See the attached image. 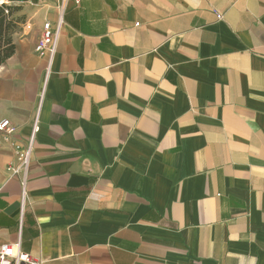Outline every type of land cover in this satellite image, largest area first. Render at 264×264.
<instances>
[{
    "label": "crops",
    "instance_id": "obj_1",
    "mask_svg": "<svg viewBox=\"0 0 264 264\" xmlns=\"http://www.w3.org/2000/svg\"><path fill=\"white\" fill-rule=\"evenodd\" d=\"M75 1L49 71L36 46L56 0L9 2L24 20L0 123L21 143L40 131L23 212L0 134V246L43 264H264V0Z\"/></svg>",
    "mask_w": 264,
    "mask_h": 264
},
{
    "label": "built area",
    "instance_id": "obj_2",
    "mask_svg": "<svg viewBox=\"0 0 264 264\" xmlns=\"http://www.w3.org/2000/svg\"><path fill=\"white\" fill-rule=\"evenodd\" d=\"M7 1V0H6ZM71 0H56L57 20L53 25L51 22H46L40 36L39 43L36 46V52L41 57H46L48 60L47 70L49 71L57 53L58 43L61 35V28L64 24V17ZM4 0L0 1V4ZM8 2V1H7ZM79 4V0L75 1ZM221 20L222 17L218 16ZM40 131L39 117H36L30 138L25 142L13 140L16 127L8 120L0 123V134L6 140L13 141V147L16 154V162L7 166V172L13 177H19L22 187L21 210H24V204L27 193V182L31 169L32 156L34 153V144L36 137ZM1 149V145H0ZM20 228H22V218L20 219ZM0 264H43L40 259L32 257L30 254L22 251L21 243L4 244L0 246Z\"/></svg>",
    "mask_w": 264,
    "mask_h": 264
},
{
    "label": "trees",
    "instance_id": "obj_3",
    "mask_svg": "<svg viewBox=\"0 0 264 264\" xmlns=\"http://www.w3.org/2000/svg\"><path fill=\"white\" fill-rule=\"evenodd\" d=\"M7 1L4 0V2L0 4V67L5 65L15 54L16 46L13 42V35L17 32L20 24H22L24 20L22 18H13V13L19 9L12 8L9 2H21L26 0ZM34 1L37 2V0Z\"/></svg>",
    "mask_w": 264,
    "mask_h": 264
},
{
    "label": "rangeland",
    "instance_id": "obj_4",
    "mask_svg": "<svg viewBox=\"0 0 264 264\" xmlns=\"http://www.w3.org/2000/svg\"><path fill=\"white\" fill-rule=\"evenodd\" d=\"M19 20H21V19H19Z\"/></svg>",
    "mask_w": 264,
    "mask_h": 264
}]
</instances>
